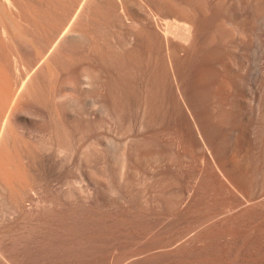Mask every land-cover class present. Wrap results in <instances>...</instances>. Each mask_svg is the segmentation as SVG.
<instances>
[{
  "label": "bare ground",
  "instance_id": "bare-ground-1",
  "mask_svg": "<svg viewBox=\"0 0 264 264\" xmlns=\"http://www.w3.org/2000/svg\"><path fill=\"white\" fill-rule=\"evenodd\" d=\"M18 1L20 2V0ZM18 1L15 2V0H0V25H1L0 27L2 29L0 31L2 35L0 36V39L2 41L3 40L9 41L10 45L12 44V42L13 44L15 42L17 44L18 42H23V44L25 43L24 44L25 46H28V48L30 47L32 48L34 45L38 47L36 43L34 44L32 42L33 39L30 38L31 34H29L30 36L29 37L25 32V29L27 27H30L33 23L30 24L29 23L30 21L28 22L25 19L26 17L27 19L29 17L27 13L24 11V7L22 8L23 5H21V2L18 4L20 5L21 8L17 5ZM110 1L111 4H110L109 14L107 15V20L108 21L111 20V22L118 21L119 26L122 25L126 29V38L123 40L122 42L123 44L121 45V47L123 46L126 49V50L123 49L124 53L126 51V54L125 56L124 54H120L117 57L114 56L115 60L113 59L110 61H112L111 65H113V61L114 62L116 61V64L118 63L119 65L122 66L119 69V73L123 71L122 70L123 66L125 68V71L121 72L122 75H124V77L120 76L121 74L120 73L118 75L116 74L117 78L115 77V79L121 80L119 77L121 78L123 77L125 80H123L122 78L123 80L122 82L126 81L125 85H127V91H128L127 92L128 110H127V115H125L124 112L123 113L125 117L126 116L127 117L123 121L122 120V118L124 117L123 115H122L123 117L120 119V117L116 118L112 114L113 109L112 108L110 109V107L108 108L106 105L111 100L112 103L114 104L119 102L118 101L114 102L115 101L114 98L110 100L111 97H108L109 94L108 96L106 95V97H103L104 94L102 95V93L101 95L100 94L98 95L99 97H97V99L103 97L104 99L101 98L99 100L101 101L103 100L104 102L103 101L102 102L103 103L107 102V104L106 103L105 105L101 104V101L95 99L97 102L96 101L93 102V105L95 106V111L93 112V109L92 111H88L87 109L82 107L81 102L79 105L78 103L79 101H77L75 97H72L70 94L63 95V88L57 90L53 89L54 100H57L58 102L64 100L67 101L66 110L68 113H66L65 120H67L70 126L73 124L76 128L78 129L81 128L82 129L81 132L83 133L82 134L80 133V136L78 138L75 137L76 139L71 136H68L66 140L65 139L61 140L62 137L61 138L59 137V130L56 125L55 127L56 130L54 131V135L52 134V136H50V141L45 146L46 153L44 152L45 154H42V152L40 153L39 151H37L39 154L36 156L41 157L40 158L41 164L46 162L53 169L57 168V171L59 170L58 174L56 175L54 173L53 175L50 174V177L52 176L55 178L58 176L61 177L62 175L64 176L67 175V170L66 171L64 170L66 169L67 166L71 165V166H75L76 171L79 175L78 177L79 179L76 177L74 178L75 180H72L71 182H69L70 180L69 179L68 182L65 183L63 182L61 187H58L57 190L45 189L46 192L52 191L51 194H54L52 198L53 202L55 203V200H57L59 202L57 203L60 204V206L57 205L59 208L56 206L57 207L56 209H53L55 208V205L53 208L51 206L48 207V205L44 206L43 208L41 207L42 209L38 208L39 210H41V213L43 212L44 216L47 215L48 218L53 219L54 217H56L55 219H57V221L58 218L61 217L62 220L60 218L59 219L62 222L68 220V219L64 220L65 219L64 217L76 218L77 215L79 214L81 215V217L83 215L84 216L87 215L88 217L89 215L88 217L89 219L93 218L95 215H97L98 218L100 215H102L101 211L106 208L104 207L102 209L101 205L99 203H96L95 200H93V197L91 199L93 202L90 201H88V203L85 202L84 198H86L87 195L89 197V191L91 194L92 193L91 189L93 188L91 187V189L90 190L88 189L89 190L88 191L87 190L88 185H86L87 188L85 187V184L87 183L88 179L89 181H92L93 183H99L104 187V193L103 195L101 194L102 195L101 200L97 198L96 199L102 201L105 206H108L110 204H113L115 206L117 205L115 202L118 203L123 202L124 198L118 196L119 194L116 191V189L113 188L114 186L112 187V185H110V183L108 182V179L106 177L107 171L102 169L101 172L99 173L92 172L91 176L89 177L84 175L83 170H85L84 168H87L90 171L93 170L95 168L94 166L95 164L102 163L106 153H110L111 155L114 156L116 155L115 153H117L118 151L119 156H118V160H116V163L120 167V176H119L120 182H124L125 179H124L123 171L126 170L125 167L127 166V165L125 166L126 158H127L125 155L126 154L125 148H127L128 151H130L132 159L137 163L134 164H136V166H138V164L142 165V167L144 166L145 169L149 172L150 175L148 176V178H146V180L149 179L151 181L152 178L153 177L155 178V176L157 175L156 178L158 179V183L157 180L156 181L153 180L156 182L157 185H154L152 184L153 182L150 183L148 182L149 180L146 181L144 179L142 183L143 185L142 191H134V188L137 185L141 184L136 180L123 183L124 188L130 194V196L132 195L134 202L142 211H144L143 208L147 209V207H149L151 210H152L151 207H154L155 209L158 210V208H160V206L163 204V200L166 202L165 204L166 206L167 204L170 205V210L172 207H174L175 210L174 208H172V210L177 211L176 209L182 207L181 205L184 204L183 202L186 199L184 195L185 191L183 192L182 190L184 189V186L182 187V185L184 184H182V182H181L182 185L180 184V182L177 184L181 186L180 189L182 188L181 191L178 188L180 192L176 191L178 189L174 190L176 192L167 190L171 184L172 185L176 184L177 181L176 180L177 178L174 177L175 175L173 176L171 172L169 173L171 176L168 174L169 172L168 170L170 169L183 171L180 179L184 180L185 183H187V190L189 187L188 184L193 186L195 183L199 182L197 193L203 191L204 194L206 192H208L209 194L212 191H214L212 194L215 193V195L225 197L227 196L228 193L229 195H231L232 193L230 192L236 193L237 195L241 194L242 196L244 195L245 192V195L249 197L250 200H257L260 198L264 199V0H110ZM94 2L96 3V1ZM18 8L21 10V12L17 10ZM13 10L15 11L16 14H14ZM17 12L20 14H18ZM21 14L24 17H22ZM15 15H19L20 17L25 19L23 21L24 24L21 23L22 18H20L21 19L20 21L18 19L19 17L18 16L16 17ZM35 19L36 18H34V20ZM26 22H28L27 26L25 24ZM24 25L26 26V28H23ZM113 25L115 26V24ZM119 26L117 25L116 27ZM65 29L63 30V33ZM33 30L34 29H32V31ZM60 33L62 34L61 31L59 32V34ZM67 33L65 31L66 35ZM69 33L70 35L68 34L67 36L63 34L64 37L61 38L62 40L60 41L62 46H65V48L69 46V43H73V44L76 43L74 44V47H76V45L78 47H80V45L85 46L84 43H86V45L87 43L91 44L90 43L91 39L88 37L87 33L77 31V29L74 30L72 29L71 32L69 29ZM63 35H61V37ZM59 37L60 35L57 36L55 40H58ZM36 38L39 37L37 36ZM4 41L2 43H4ZM43 41L45 40H42L41 43H43ZM47 42L45 41L43 44L41 43L40 44L44 46V44ZM55 42L56 41H54V43ZM67 44L68 46H66ZM16 45L13 46L15 47ZM51 45L52 44L50 45L45 44V46L47 47L42 46L40 49L45 48L44 49L45 52L47 48L50 49ZM57 45L59 44H56L55 46L57 47ZM60 45L57 47L58 49L59 47H62ZM1 46L2 45L0 44V47ZM16 47L17 49L18 48L20 49V47L18 46ZM72 47L73 46H71L70 48ZM38 48H36V54L37 56L41 57V60L38 57L39 60L35 62V64L37 63L36 65H38L39 61H43V59H45L46 67L43 66V71L45 67L49 72V74L53 73L54 66H52V62L54 61V56L51 57L52 55L51 51L56 50L57 48H53V50L51 49L46 50V52L49 50L51 54L49 53V51L48 53H44L42 52L43 50L41 51ZM28 52H31L32 54L34 52V49ZM45 55L47 56L50 55V57L49 56L47 57ZM32 56L34 57V53ZM14 61H16V59ZM0 62H2L1 57H0ZM108 62L106 64H108ZM41 63L43 64L44 61ZM17 64L18 62L16 63V66ZM1 65H0V70H1L0 73L3 72L2 71L3 69L4 70L6 69L7 71L5 70V72L6 74H8V69L5 68L3 65L2 66ZM36 65L33 66H35L36 68L37 67ZM12 66H13L12 68H14V64ZM19 66H17V69ZM19 68H20L19 70H21V66ZM22 68L24 69L25 67L23 66ZM34 69L31 68L30 71ZM15 71L18 70L15 69ZM28 71L29 69L26 71L27 73L22 72L21 77H23L22 76L23 74H25L24 76L26 77V74H29ZM109 72H107V74ZM30 73L34 74L32 72ZM6 74L4 73L3 75H0V77L1 76L3 77ZM102 75L100 76L102 77ZM7 76H9V74L6 75V78H8V80H6L5 77H3L5 78V80L3 78L0 79L1 82L4 80L5 83L9 81L6 83L7 84L6 86L4 85L5 83L0 82V85L3 87L2 89V87L0 86L1 87L0 99H2L1 102L3 104L1 106L2 108L3 106L4 108L7 107V105L9 106L5 108L6 114L4 116H2L1 113L3 112L4 109L2 110L0 106V109L2 110L0 111L1 113L0 169L1 170L9 166L12 167H14L13 165H15V167L17 166L12 162L11 159H5L7 155H5L6 153L3 154L2 151L5 142L4 140L10 131L12 123L15 122L16 124H19L20 123L19 119L21 117L20 115H24L26 117L27 116L36 117L39 115L38 114L39 110L37 111L34 108L36 106H34L30 102L29 104L27 103V106L25 107L24 106L21 107L22 105L20 106V100H22L23 97L25 96L24 95L25 92H23V94L20 93L19 86H21L24 83L21 84L19 82L21 85L17 84V89L13 91L14 93L12 94V88L15 89L16 87V86L12 87L13 82L15 85L18 81L17 82L15 80L13 81L12 80L14 78L13 76L12 77L9 76L12 79H9V77ZM18 76L15 77L17 78ZM30 76L29 78L31 81L33 79L32 78L33 75L32 77ZM109 76H112L111 73ZM113 76H115V74ZM25 77H23V79ZM99 78H97V76L92 73H88V72L84 73V75L82 76V80L80 82L82 83L81 88L84 89L83 92H86V94H88L87 91L90 87L97 85V83L99 84L101 82L98 81ZM108 78L106 80L107 83L105 84V86L114 82V81L112 82L111 80L113 79V77L111 79L109 78V80ZM84 79H86V81ZM105 79L100 78L99 80L104 81ZM28 80L29 79L27 77V81ZM8 83L9 85L10 83H12L9 88H7ZM85 84L89 86L85 87L84 86ZM115 84L117 83L115 82L113 85ZM102 85L103 87H105L103 83L101 84V87ZM113 85L111 84V86ZM111 86L105 87L106 90L107 88L108 89L110 88L109 92H112L113 88L111 89ZM5 88L7 89L5 90ZM27 89L28 87L26 86V88H24L23 91ZM1 90H5V91H1ZM8 90H10L9 95H8L9 92ZM36 90L35 89L33 90V98L31 101H35L36 99H38L39 94L38 91L36 92ZM2 92H6V94L4 93V96L5 95L9 96L10 99H8L9 97L1 98L4 97L2 95ZM115 93L116 92H114V94ZM111 95L113 96V94ZM19 96L22 99L19 100ZM107 97L108 99H106ZM3 99H6V102L4 103H8L7 105L3 103ZM23 101L25 100L23 99ZM121 106L125 107L124 105ZM121 106H120L121 109L120 108L117 109L114 106L115 107L114 110H118L117 112H120V110H122L123 108ZM125 109H127V107L124 108L122 111L126 112ZM117 112L115 113L116 116H117ZM3 113H5V111ZM39 116H41L43 120L46 119L44 114H41ZM50 116L52 117V115ZM22 123L24 122L22 121ZM103 128H105L107 132H111V133L114 132V128H117L120 132V135L125 136L127 138L126 142L122 145V147L120 146V148L119 147L116 148L115 146L116 144L111 137H108V135L106 137L105 135H103L104 137L103 136L101 137L100 135L96 134L98 130L99 131L101 129L103 130ZM12 134L13 136L11 135V137L13 138L15 133ZM15 138L16 137L13 138V141L16 140ZM87 138L89 140L84 144L85 146L81 145ZM121 143H123V140L121 141ZM140 148L142 149L141 154H140ZM130 158L127 161H130ZM105 164L103 165L102 163L101 166H105ZM135 168L136 167H134L133 169ZM15 169H17V167ZM10 171H13V168ZM25 172L24 174L23 173L22 174L26 175ZM27 172L29 173V171ZM0 173H2V171H0ZM32 173L33 172H31L29 176L31 177L33 182L42 181L43 177L49 175L48 173H43L40 176H37L36 174L37 172L33 174ZM72 173L73 171L71 172V174ZM71 174H69V176H71ZM27 175L24 176V178H21L24 180L21 181L22 183L19 186L20 193L17 195L20 197V199H23L26 196L28 197L29 195L30 203L27 204V206H31L32 204L36 205V203L38 204L39 203L38 201H40L39 193H37L36 190L30 188L32 186H30L29 184L28 181L29 176ZM178 175H176V177ZM158 176H161L160 177L161 180H159L160 178H158ZM52 180L54 181L53 178ZM56 181L61 182L60 180H56ZM166 182H170L171 184L167 187ZM96 187H98V185ZM157 187L160 193L158 191L156 195L155 193L157 191L156 190ZM44 188H46V186ZM65 189L66 191H64ZM189 190H192V187L191 189L189 188ZM93 191H95L94 188ZM48 194L51 196L50 193ZM95 194H91V196L93 195L95 196ZM98 194L96 195L99 198ZM41 197L43 198V196ZM70 199L72 201L75 200L76 203L74 205L72 204L71 206L67 207L69 203H66L67 205H64V203L66 201L69 202ZM82 199L84 200L83 202L85 203H78L79 202L78 200H82ZM87 200H90V197L88 199L86 198V201ZM51 201L50 203L52 205L53 202ZM259 202L262 201H256L255 203L258 204ZM24 206L21 209L22 212L23 209L25 208ZM163 207L161 206V208ZM111 208L114 209V207ZM227 208L224 205L217 207V209L215 208L214 213L211 212L213 214H208L205 217L203 216L204 218L200 219V222L198 221L197 226L189 230L186 229L187 231L185 230L184 234L182 232L183 236L181 234L182 237L179 236L178 237L179 239L177 238L176 239L177 241L175 240L176 242L170 240L173 243L167 241L168 242L167 244V242L165 241L166 244L162 246L163 250L161 249V251L165 250V252H168L167 251L168 249L171 250V248L175 244L177 245L178 243L182 242L183 239H185L191 232L196 231L197 233L198 230V234H199L200 231H203L208 227H210L211 225H214L213 223L215 222L214 221L215 219H220L222 217H225L229 212L234 210ZM262 208L264 207L261 206V209ZM172 210L170 213L171 215L173 212ZM178 211L175 213H178ZM247 211L249 210H246V212ZM186 212L187 211H185L183 214H185ZM44 216L43 218H45ZM87 217H83L82 220L84 221V219H86ZM97 218L94 217L91 221L93 222V220L95 221V219ZM50 220L51 219H49V222ZM53 220H51L50 222L51 224L49 223L47 225L54 226L57 221L55 220L56 221L55 222ZM82 220L80 219L81 222ZM220 220H223V222H225V218H222ZM76 221L77 222L73 220V223L74 222H75L74 224L78 223L79 226V221L78 220ZM88 221L90 222V220ZM96 221L93 224H95ZM62 222L60 224H63ZM86 223L87 222L85 220V224L83 223L84 227L85 225L88 226L91 225L92 227L94 226L92 224L89 223L86 224ZM66 224L65 225L63 224V226H65V228L68 229L67 233L69 232L72 233L73 229L71 228V225L68 228ZM68 224H72L71 221L68 222ZM83 224H81L82 227ZM31 225L32 224H30L29 227L33 226ZM40 225L37 227L40 228ZM56 227L61 228V226L59 227L58 225L54 227L55 229L54 228L52 229V227L49 226V229L51 228V230L54 231L57 229ZM43 228L45 227L43 226ZM95 228L97 227L95 226ZM66 229L63 230L64 233ZM88 229L90 228L88 227ZM58 230H56L55 232L60 235ZM83 231H77V233L78 232L84 233ZM48 233H46L47 236H49V241L48 239L47 241L54 242L55 236L53 234L56 235V233H53L52 235L51 232L50 235H48ZM62 233L61 235H63ZM67 233H65L63 236L67 235L68 238L71 236V239H69V241L70 240L72 241V238L74 239V237H72L74 233H72V235ZM81 233H79L78 235H80ZM78 235H75V238L76 236L78 237ZM197 236L198 235L196 234L195 237L197 238ZM61 237L62 236H60V238ZM157 237L156 239L158 240ZM195 237H193L192 240H195L194 239ZM57 238L58 237H56V240H58ZM62 239H64V237ZM153 239L154 242L157 241L155 240V237ZM56 240L55 242L57 243ZM192 240L190 243L187 242L186 247H188V244L190 245L192 243ZM74 241H76V239ZM74 241L72 242L75 243ZM150 241L148 243H151L150 246L152 247V245L155 243H152ZM148 243L146 244L144 243L145 246L146 245L148 246L149 245ZM144 244L142 243V245ZM156 244L159 243L156 242ZM58 245L55 246L57 247ZM67 245L70 246V244L68 243ZM142 245H140L139 242V246H137V250L134 251L132 247L129 246L131 247L132 252L131 249L128 250L130 253L129 255H127L128 251L126 250L127 254H125L124 252L123 253L124 255L122 254L121 258L119 257L120 259L117 260L116 262L121 264L123 262H128L127 260H132L134 258L140 259L141 257L143 256L145 257L148 254L149 256H147V259L151 258L150 254L153 252L155 253L157 247L155 246L156 248H154V251L151 252L152 249L149 250L148 248L147 250L145 249L144 246H143L144 248L142 249V247H140ZM53 246L54 243L53 245L51 244V247ZM181 246L182 247L180 248L182 249L186 248L184 244ZM176 247L177 246L173 247L174 252H175L174 248ZM1 255L3 254L1 253ZM73 255L74 254H68L66 256L67 258H73L74 257ZM84 255L85 253L82 254V256ZM93 255L95 256V253ZM82 256H81V261L87 257V256L84 257ZM90 256L91 255H89L88 258ZM154 256L155 254L152 257ZM159 257L160 259L163 258V256L161 257V255L158 256L157 258ZM77 258H75V260ZM72 260L73 259H71V261ZM150 261L153 262L152 258L150 259ZM145 262H147V260Z\"/></svg>",
  "mask_w": 264,
  "mask_h": 264
},
{
  "label": "rangeland",
  "instance_id": "rangeland-1",
  "mask_svg": "<svg viewBox=\"0 0 264 264\" xmlns=\"http://www.w3.org/2000/svg\"><path fill=\"white\" fill-rule=\"evenodd\" d=\"M16 1H18V0H15V2ZM94 1H96V3ZM20 2H21V5H23L22 8L24 7V11L27 13V15L29 17L28 18L29 20L27 19L26 16H25L26 17L25 19L28 22L30 21L29 22L30 24L33 23L31 26L29 24L30 27H27L28 30L26 28L28 22L25 23L26 26L24 25L23 28H26L25 32L28 36H29V34H31L30 35L31 37L30 36L29 37L31 39H33L32 42L34 44L36 43V45L39 48L36 47L35 45L32 48L31 47L28 48V46L24 45L25 43L23 44V42H18V44L20 43L19 45L16 42L14 44L12 42V44L10 45L9 41L3 40L4 43H2L3 41L0 39L1 40L0 44L2 45L0 47V57H1V61H2V62H0V65L2 63V65L8 69L9 76L14 77L12 79L11 77L7 76V77H9V79H12L13 81L15 80L16 82L18 81L17 83L15 82L16 83L15 85L13 82L12 87H15V86L16 87H15V89H13L11 87L12 88V94L14 93L13 91H15L17 89V84L21 85L22 83H24L21 86H19V92L22 94H23V92H25L24 93L25 96L24 95H23L24 97L22 96L25 101H23V99L19 96V100L22 99V100H20V106L22 105L21 107H23V106L25 107V106H27V103L29 104V102H30L34 106H36L34 108L37 111L38 110L40 111V112L38 111V114L39 115L44 114L46 119L43 120V118L39 115L36 117L35 116L34 117L33 116H27L26 117L24 115H20L21 116V117L19 116L20 121L18 120L20 122V123L18 122L20 124V126H19V124H16L15 122H13V123L11 122L12 125L10 128V131L4 140L5 142H4L2 151H3V154L6 153L5 155H7L5 159H11L12 162L17 165L16 166L17 169H15L16 168L15 165H13L14 167H12V166L7 167L9 169H7V168H3V170L0 169V171H2V173H0V196H1L0 197V255H1V253L3 254V255H1L2 257L0 256L2 258V259L0 258V264L1 263L2 264H4V263L5 264H9V263L10 264H12V263L13 264H115V263L120 264V263H117L116 261L121 258L122 254L124 252H125V254H127L126 250L127 251L130 250L131 247H132L133 251L137 250V246H139V242H140V245H142V243L146 244L150 241V239H151L150 242L155 243V244H153L154 246L152 245V247H151L150 246L151 243H148L149 244L148 246L147 245L145 246V244H144L140 247H142V249L145 247V249H147V250H148V248H149V250L152 249L151 252H153L154 248L157 247L156 248L157 250H155V253L153 252L150 254V257L152 258L153 262L150 261L151 258H148L149 259V261H148V259H147V256H149V254H148L145 257L144 256L141 257L140 259H138V258L132 259L133 262H132V260H127L128 262H123L121 264H124V263L125 264H150V263L151 264H264V216H263L264 210H262L264 208L261 209V206L264 207V205H263L264 199L260 198L257 200H250V198L245 195V192L243 191L244 189L242 190L244 192L243 196L241 194L237 195L236 193L230 192V193H232L231 195H229V193H228L227 196L221 197V196L215 195V193L212 194L214 191H212L209 194H208V192H206L204 194V192L200 191V189H199L200 192L197 193V190L199 187L198 186L199 182L195 183L193 186L188 184L189 187L187 190V183H185L184 180L180 179L183 171H179V170L177 171L176 169H170V170H168L169 171L168 174L171 172V174H173V176L175 175L174 177L177 178L176 179L177 181H176V184H173V185L170 182H166L167 187L171 184L167 190L172 191V192L179 191L181 186H179L177 184L179 182H180V184H181V182H182V184H184V185L181 184L182 187L184 186V189H182V188L181 189L183 190V192L185 191L184 195H185L186 199L183 202L184 204L181 205L182 207H179V209H176L177 211L178 210H180V211H178V213H175L177 211H173L172 208H174V207L171 206L172 207L171 210L174 212V213L172 212V215H171L170 214L171 213L170 205L167 204V206H166L165 205L166 202L164 200H163V204L161 205L162 207L164 206L163 208H161V206H160V208H158V210H157L154 207L150 206L152 208V210L149 207H147V209L149 208L148 210L146 208H143L144 211H142L137 206V204L134 202L132 195L130 196V194L124 188L123 183L136 180L137 182H140L141 184L137 185L134 188V191H142L143 180L144 179L146 180V178H148V176L150 174L145 169L144 166H143L144 168L142 167V165H139V164H138V166H136L137 163L132 159L131 153H130V151H128L127 148H125V150H126L125 155L128 159L126 158V163H125V166L127 165L125 167L126 170L124 169L125 171H123L124 172L123 173L124 179H125L124 182H120V178H119L120 167L116 163V160H118V156H119L118 151H117V153H115L116 155H114L115 158L110 153L105 154V157L102 161L103 165L106 163L105 166H101L102 163L101 164H95L94 165L95 168L93 167L94 168L93 170L90 171L87 168H84L85 170H83L84 175L89 176V177L91 176L92 172L99 173V172H101L102 169L107 171L106 177L108 179V182L110 183V185H112V187L114 186L113 188H115L116 191L118 192V194H119L118 196L124 198L123 202H120V203L115 202L118 206L117 205L114 206L113 204L105 206L104 203L102 201H100L102 198V195L104 193V187L101 184L93 183L92 181H89V179H88L87 183L85 184V187H86V185H88L87 186L88 188L86 187L87 190L88 189L90 190L91 187H93L95 191H93V188H92L91 194H95V192H96V194L99 193L98 194L99 198L97 197L96 194H95L96 197L94 195L91 196L90 191L88 190L90 200L86 201V198L87 199L89 198L87 195V197L84 198L85 202H87V203H88V201L93 202L91 200L93 197V200H95L96 203H99L101 205L102 209L104 207L106 208V209H103L101 211L102 215H100L98 218H97V215L94 216L95 218H97V219H95V221L97 220L95 224H93L95 222L94 220H93V222L91 221L94 217L89 219L88 218L89 215H88V217H87V215H85V216L83 215L81 217V215L79 214L80 216L77 215L76 218L64 217L65 218L64 220L70 219L69 221L68 220L67 221L68 222L71 221V223H72V224H68V222L65 221L67 223L66 224L64 221L63 222L60 221V219L62 220L61 217H59L60 219L58 218V221H59L58 222L57 219H55L56 217H54L53 218L54 220H53L52 218H48L47 215L44 216L43 212L41 213V210H39L41 207L43 208L44 206L48 205V207L51 206L53 208L55 205V208H53V209H56L58 207L57 205L60 206V204H58L59 202L57 200H55V203L58 202L57 204H55L53 202L52 198H53L54 194H51L52 191L46 192L45 189L46 190L47 189L57 190L58 187H61L63 182L64 183L68 182L69 179H70L69 182H71L72 180H75L74 178L79 177L75 166H71V165H69L70 167L67 166L66 169L64 170V171L67 170V175H65V176L62 175L65 178L62 176L61 177L58 176L55 178L52 176L50 177V174L51 175H53V173L55 175L58 174L59 170L57 171V168L53 169L46 162L41 164V162H40L41 157L36 156L39 154L37 151H39L40 153L42 152V154L46 153L45 146L50 141V136H52V134L54 135V131L56 130V128H55L56 125H57L58 130H59V137L60 138L62 137L61 140L62 139L66 140L68 138V136H71L73 138H75V137L78 138L80 136V133L81 134L83 133V132H81L82 131L81 128L78 129L73 124H72L73 126L72 125L70 126V124L67 122V120H65L66 119V113H68L66 110L67 101L64 100V101L58 102L57 100H54L53 89L57 90V89L63 88V95H66V94L69 95L70 94L72 97H75V99L77 101H79L78 102L79 105L81 102L82 107H84L88 111H92V109H93V112L95 111V106L93 105V102L96 100H99L103 97H106V95L108 96V94H109L108 97H111L110 100L112 98H114L115 101H114V99H113V101L114 102L118 101L119 103L114 104V103H112V100H111V101H109L111 104L109 102H108V104H107V102H105L107 104L106 106L108 108L110 107V109L111 108L113 109L112 114L116 118L120 117V119H121L123 116L125 117V115H127V110H128V101H127V99H128L127 98V95H128L127 92L128 91H127V85H125L126 81L122 82L125 79L123 78L124 75H122V73H121V72L125 71V68L123 66V69H122L123 71H121L120 72L121 74H120L119 69L122 66L119 65L118 63L116 64V61L115 62L113 61V65H114L113 66V65H111L112 61H110V60H113V59L115 60L114 56L117 57L120 54H124V56H125L126 51L124 53V50H126V49L123 46L121 47V45L123 44L122 43L123 40L126 38V29L122 25L119 26L118 21L117 22H113V21L111 22V20L110 21L107 20V15L109 14L110 4H111L110 0H86V1L85 0H20ZM20 2L18 1L17 5ZM18 6L20 7V5H18ZM17 10L19 12H21V10L19 8ZM25 12H22V13H25ZM85 12H87V13H85ZM14 14H16L15 11H14ZM18 14H20V13H18ZM84 14H85V16H84ZM15 16L16 17L18 16L19 17L18 19L20 21H21L20 18L24 17L22 14H21L22 17H20L19 15H15ZM80 16H82V17H80ZM34 18H36V19L34 20ZM25 19L22 18V22H21L22 24H24L23 21ZM78 21H79V23H78ZM36 22H38V23H36ZM112 23L115 24V26ZM117 25L119 27H116ZM67 28H68V30H67ZM32 29H34V30L32 31ZM64 29H65L66 33L68 32L67 35L68 34L70 35L69 29H70V32L72 29L73 30L77 29V31L87 33L88 37L91 39V41H90L91 44L87 43V45H86V43H84L85 46L80 45V47H78L76 45V47H74V44H76V43H74V44L69 43V46L70 47L73 46V47L70 48L67 44L66 46H68L69 48L68 47L65 48V46H62V44L60 42L62 40L61 38H63L64 35H66L65 31L63 33ZM1 30L2 29L0 27V31ZM60 31L62 32V34L61 33L59 34ZM58 34L60 35V37L58 38V40H55V38H57V36H59ZM61 35H63V36L61 37ZM0 36H2L1 32H0ZM37 36L39 38H36ZM40 38H42V39H40ZM42 40H45L46 42L48 40V42L45 43L46 45H50V44L53 45V46L51 45L52 48L50 47L51 50H53V48H57L60 44H61L60 46H62V47H59V49L57 48L58 50L56 49V50L51 51L52 52L51 57L54 56V61L52 59V61L54 62V63L52 62V66H54V68L53 67L52 68L54 70L52 69L53 73H51V74H49V72L45 68L46 67L45 59H43V61H44L43 64L41 63L43 61H39L40 65H39V62H38V65H36L37 63L35 64V62H37L39 60V58L41 60V57L37 56V54H36V48L40 49L43 46L41 44H43L45 41H43V43H41ZM39 41L41 44L39 43ZM54 41H56L57 43L56 42L54 43ZM45 44H44V46H45ZM56 44H59V45H57V47H56L55 46ZM13 45L20 47V49H22V50H20L19 48L17 49V47L16 46L14 47ZM40 45H41V47H40ZM45 47H47V46H45ZM85 47H87V48H85ZM33 49H34V52H33L34 57L32 56L33 53L31 54L32 51L28 52V51L33 50ZM44 49L45 48H42L40 50L41 51L43 50L42 52H44ZM47 49H49V48H47ZM46 50L44 53H48L49 50L47 52H46ZM51 52L49 51L50 54H51ZM53 53H54V55H53ZM45 56H47V55H45ZM48 56L50 57V55H48ZM15 59H16V61H14ZM17 62H18L17 66H19V63H20L21 70H19L20 66L17 69V66H16ZM107 62H108V64H106ZM13 64H14V68H12ZM33 65H36L37 66L36 68L38 69V67H39V69L37 70L35 68V66H33ZM15 66H16V68H15ZM23 66L27 70L29 69V71L31 70V68H33V69L35 68L34 69L35 71L34 70L30 71L34 74H31L28 71L29 74H26V77L24 76L25 74L22 75L23 77L26 78V79L24 78L25 80L23 79V77H21L22 72L27 71L25 68L24 69L22 68ZM43 66H45L44 71H43ZM13 69H14V71H13ZM15 69L18 71H15ZM5 70L4 69L2 70L3 74L4 73L6 74ZM0 72H1V70H0ZM18 72L20 73V75ZM86 72L96 75L97 78H99V76L103 74L104 76L102 75V77L100 76V78L101 79L106 78V79L104 81H102V80H99L100 79L99 78L98 81H101L104 84V86L107 83V81H106L107 78L109 77L111 79L113 77V79H111V80H112V82L113 81L114 82L110 83L109 85H106L105 87H108V86L110 87L111 84L113 85L115 82L117 84L111 86V89L112 88L113 89H112V92H109L110 88L109 89L107 88V90H106V88L103 87V85L101 87L102 83L100 82L99 83L100 85L97 83V85L90 87L87 91L88 94H86V92H83L84 89L81 88L82 83H80L82 80V76ZM107 72H109L108 73L109 75L111 73L112 76H109L107 74ZM2 73H0V75H3ZM8 74H6V75H8ZM105 74H106V77H105ZM114 74H115V76H113ZM116 74L117 75L120 74V76H123L122 77L123 80L121 77L118 76L121 80L117 79L118 80L117 81L115 79V77L117 78ZM6 75H4L3 77L6 78ZM32 75H33V77H32ZM15 76H18V77L16 78ZM29 76L33 78V79L31 78L32 79L31 81H30ZM3 77L1 76L0 79ZM27 77L29 79L28 81H27ZM50 77L51 78L53 77V78L51 79ZM5 78H3V79L5 80ZM109 78H108V80H109ZM4 80L2 81L3 83H5ZM6 80H8V78H6ZM84 80L86 81V79H84ZM7 82H9V81H7ZM6 83L4 84L5 86L7 85ZM11 84L12 83H10V85ZM10 85L8 83L7 88H9ZM22 86L24 88H26V86H27L28 89L23 91L24 88ZM56 86H57V88H56ZM84 86L88 87L89 85L85 84ZM99 86H100V89H99ZM7 88H5V90ZM2 89H3V87H2ZM34 89L35 90L37 89L36 92L38 91L39 96H38V99H36L35 101H31L33 98V90ZM5 90H1V91H5ZM101 90H102V92H101ZM113 90H114V92H116L115 94H117V95L114 94ZM8 91H9L8 92V95H9L10 90H8ZM6 92H2V95L4 96V93L6 94ZM20 93H19V95H20ZM101 93H102V95L104 94V96L97 99V97H99L98 95L99 94L101 95ZM110 93L113 94V96L114 95L115 96L113 97ZM117 96L119 99L117 98ZM5 97H9V96L5 95L4 97H1V98H5ZM108 97L106 99H108ZM79 98H80V100H79ZM8 99H10V97ZM1 100L2 99H0V102H1ZM99 101H101V100H99ZM102 101H101V104L105 105V103H103L104 101L103 102ZM4 102H6V99H3V103ZM4 104L7 105L8 103H4ZM120 104L124 105L125 107L121 106ZM1 105H3L2 102L0 103V106ZM113 105L117 109L120 108V106L123 107L122 110L127 107V109H125L126 112L120 110L121 108L119 109L120 112H117L118 110H114L115 107ZM7 107H9V106L7 105ZM7 107H5V108H7ZM5 108H4V106H3V108L1 106V109L2 110L4 109L3 112L5 111V113L1 112L2 116H4L6 114ZM1 109H0V111H2ZM116 112H117L118 117L115 115ZM123 112L125 113V115ZM1 113H0V115H1ZM118 113H119V115H118ZM120 113H121V115H120ZM50 115H52L53 118ZM124 117L122 118L123 121H124V119H126L127 116L125 118ZM22 121L24 123H22ZM75 125H77V124H75ZM12 133H15L14 137H16L15 138L16 140H14V141H13L14 137L13 138L11 137V135L13 136ZM57 134H58V132H57ZM96 134L100 135L101 137L103 135H105V137L107 135H108V137H111L116 144L115 145L116 148H118V147L120 148V146L122 147V145L127 140V138L125 136L120 135V132L117 128H114V132H112V133L107 132V130H105V128H103V130L102 129L100 131L98 130V132ZM47 138H49V139H47ZM88 140H89L88 138L85 139V141L81 145L85 146L84 144L86 142H88ZM122 140H123V143H121ZM138 151H139V148H138ZM141 151H142V149L140 148V154H141ZM127 153H130V154H127ZM5 155H3V156H5ZM128 156H130L131 158ZM111 157H113V158H111ZM129 158H130V161H127V160H129ZM131 160H133L134 162ZM131 162H132V164H131ZM134 163H136V164H134ZM132 165H135V166H132ZM128 166H129V168H128ZM134 167H136V168L133 169ZM12 168H13V171H10V170H12ZM52 170H54V171H52ZM69 170L71 172L73 171V173L71 174V172ZM27 171H29V173ZM51 171H52V173H51ZM24 172L26 173V175L28 174L27 176H29V174H31V172H33V173L37 172L36 173L37 176H40L43 173L49 174V175L46 174L47 176L43 177V180H42L43 182L42 181H34L33 182L30 176L28 179L30 186H32L30 188L36 190V192L39 193V200H40V201H38L39 205L36 203V205L32 204L31 206H27V204L30 203L29 202L30 196L29 195H28V197L26 196L28 200L26 199V197L23 198L24 199L23 200V199H20V197L17 195L20 193L19 192L20 191L19 186L22 183L21 181L24 180L21 178H24V176H26V175H23ZM81 172H82V169H81ZM179 172H180V174H179ZM20 174H22V175H20ZM69 174H71V176H69ZM176 175H178V176L176 177ZM21 176H23V177H21ZM156 176H155V178L153 177L151 181L149 179H147V180H149L148 182H150V183L153 182L152 184L157 185L155 182L157 180V183H158V179L156 178ZM160 177L161 176H158V178H160ZM52 178L54 179V181L52 180ZM66 178H67V180H66ZM56 180H60L61 182L56 181ZM153 180H155V181H153ZM159 180H161V178ZM95 184H97L98 187H96L97 185H95ZM45 186H46V188H44ZM191 187H192V190H189V188L191 189ZM43 188H44V190H43ZM176 189H178V190H176ZM181 189H180V191H181ZM15 190H17L18 193ZM102 190H103V192H102ZM156 190L157 191L155 194L157 195V192L159 191L158 187ZM174 190H176V191H174ZM64 191H66V189ZM48 193H50L51 196ZM159 193H160V191H159ZM188 195H189V197H188ZM41 196H43V198ZM17 198H19V199H17ZM96 198L100 199V200H97ZM246 198H248V199H246ZM16 200H17V202H16ZM49 200L50 201L52 200L51 201V202H53L52 205H51ZM84 200L83 199L78 200L79 201L78 203H85V202H83ZM20 201H21V204H20ZM254 201L255 202L256 201H262V202H259L257 204ZM66 203H69V204L67 205ZM75 203H76L75 200L72 201L70 199L69 202L66 201L64 203V205H67V207H68V206H71L72 204L74 205ZM256 204H257V206H256ZM22 205L25 207L23 209V212L21 211V209L23 208ZM85 205H88V204H85ZM221 205H224L226 208L229 207L227 209H234L228 213L229 215L227 214L225 217H222V218H225V222H223V220H220L222 218L215 219L214 220L215 222L213 221L214 225H211L210 227L205 229L208 231L203 230V231H200L199 234H198V230H197V233H196V231H193L185 239H183L182 242H180V243L177 242L178 244L174 245V246L178 247V248L177 247L174 248L175 252L173 251L174 246L171 248V250L168 249L167 250L168 252H165V250L161 251L162 246H164L167 241L168 242H171V241L176 242L177 241L176 239L179 236H181L182 232L184 234L185 233L184 231L186 229L189 230V229H192L193 227L197 226L198 221L200 222V219L204 218L208 214H213L215 208L217 209V207H219ZM110 206L114 207V209H112ZM205 206H206V208H205ZM107 207H109V208H107ZM17 208H18V210H17ZM174 210H175V208H174ZM188 210L190 211V213ZM246 210H249V211L246 212ZM166 211H167V213H166ZM183 211L184 212L187 211V212L185 214H183L184 213ZM209 211H210V213H209ZM211 212H213V213H211ZM241 212H243V213H241ZM25 213L27 214V216ZM40 214H42V215H40ZM25 216H26V218H25ZM43 216L45 218H43ZM83 217H87V218L84 219V221H83L82 220ZM49 219H51L53 221L56 220L57 221V222L55 221L56 224L54 226L47 225L51 222V220L49 222ZM80 219L82 220V222L80 221ZM106 219H107V221H106ZM161 219H163V220H161ZM73 220H75V222H77L76 220H78L79 226H78V223L74 224L75 222L73 223ZM85 220L87 222L86 224L89 223V224H92L94 226L92 227L91 225L90 226L85 225V227H84ZM88 220H90L91 223ZM39 222L41 225L39 224ZM61 222L64 225L66 224V226L68 228L71 225V228L73 229L72 233H74L73 234L74 236L70 232L67 233L68 229H66L65 226H63V224H60ZM97 222H98V224H97ZM80 223L81 224L84 223L83 227ZM30 224H32L33 226L31 225L32 227H29ZM37 224L40 225V228L37 227V226H39ZM58 225H59V227L61 226V228L56 227L57 228L56 230L59 229L58 231H59L60 235L55 232L56 230L52 231L51 228L49 229V226L52 227V229H53L55 226H58ZM80 225H81V227H80ZM43 226L45 228H43ZM62 226L64 229L62 228ZM95 226L97 228H95ZM88 227L90 229H88ZM82 228L84 231L82 230ZM45 229H47L49 231H47ZM65 229H66L65 233L70 234V235H72V237H74V239L72 238V241H74L76 239V241H74L76 244L73 243L71 240L69 241V239H71V236L69 238L67 235L63 236L65 234L63 232V230H65ZM74 230H75V232H74ZM76 230L77 231H83L84 233H81V232L77 233ZM50 232H51V235L53 233H56V235H57L56 236L55 234H53L55 236L54 242H48L49 236H47L46 233H48V235H50ZM159 232L160 233L162 232L163 234L161 233V235H160ZM61 233L63 235H61ZM79 233H81V234L78 235ZM183 234H182V236H183ZM196 234L198 235L197 238L195 237ZM75 235H78V237L76 236V238H75ZM165 235H166V237H165ZM60 236H62V237L60 238ZM167 236H169V237H167ZM56 237H58L57 239L59 241L56 240ZM63 237L66 240L62 239ZM154 237H155V240H157L156 239V237H157L159 241L157 240L154 242V239H153ZM193 237H195L194 238L195 240H192ZM77 238H79V239H77ZM44 239H45V241H44ZM47 239H48V241H47ZM42 240H43V242H42ZM55 240L57 241V243L55 242ZM191 240H192V243L190 245L188 244V247H186L187 242L190 243ZM65 241L68 244H70L71 247L68 246ZM156 242H158L159 244H156ZM168 242H167V244H168ZM173 242H171V243H173ZM48 243H50V244H48ZM53 243H54V246L51 247V244L53 245ZM185 243H186V245H185ZM183 244L187 249L184 246L183 247L185 249L180 248V247H182L181 245H183ZM55 245H58V246L56 247ZM129 246H131V247H129ZM132 249H131V252H132ZM138 249H141V248H138ZM171 251H172V253H171ZM91 252H92V254H91ZM84 253H85L84 256H87V257L85 259H83L84 261L82 260L83 261L82 262L81 256ZM94 253H95V256L93 255ZM129 253L130 252L128 251L127 255H129ZM68 254H74L73 255L74 257L73 258H67L66 255H68ZM152 254L153 255L155 254V256L152 257L153 256ZM20 255H22L23 257ZM89 255H91V256L88 258ZM160 255H161V257L163 256L162 259H160V257L157 258ZM188 255H190V256H188ZM65 256H66V259H65ZM84 256H82V257H84ZM75 258H77L76 260L78 262L75 260ZM79 258H80V261H79ZM71 259H73L74 261L73 260L71 261ZM146 260H147V262H145ZM148 262H150V263H148Z\"/></svg>",
  "mask_w": 264,
  "mask_h": 264
}]
</instances>
